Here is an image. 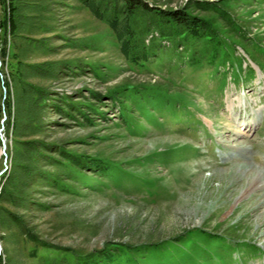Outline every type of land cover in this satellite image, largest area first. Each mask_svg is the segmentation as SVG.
<instances>
[{
  "label": "rangeland",
  "instance_id": "obj_1",
  "mask_svg": "<svg viewBox=\"0 0 264 264\" xmlns=\"http://www.w3.org/2000/svg\"><path fill=\"white\" fill-rule=\"evenodd\" d=\"M144 1L156 11L183 9L208 20L205 36L212 39L172 37L163 17L140 11L135 28L150 54L134 63L121 55L104 20L68 3L74 8L63 9L53 37L57 51L30 56L32 64L65 67L61 79L48 82L51 97L67 96L64 109L47 100L44 135L22 141L68 146L85 164L98 160L103 168L109 162L119 173L108 178L97 165L73 169L67 191L37 189L32 209L8 212L44 242L84 254L128 246L134 264H264V203L253 197L235 204L245 180L222 173L243 163L264 168V0ZM114 4L122 3L104 4L110 15ZM4 8L0 0V21ZM1 68L9 74V65ZM108 95L111 101L104 100ZM114 100L126 105L124 112L111 107ZM4 121L2 112L0 177L15 144L4 134ZM242 142L251 147L248 157L237 155ZM55 148L48 152L61 158ZM25 247L24 254L35 248L31 242ZM24 254L25 264L39 262ZM50 254L37 249L38 256Z\"/></svg>",
  "mask_w": 264,
  "mask_h": 264
},
{
  "label": "trees",
  "instance_id": "obj_2",
  "mask_svg": "<svg viewBox=\"0 0 264 264\" xmlns=\"http://www.w3.org/2000/svg\"><path fill=\"white\" fill-rule=\"evenodd\" d=\"M3 1L5 16L0 21V30L3 31V39L0 41V63L9 65L10 72L7 75L2 72V68L0 69L1 81L7 91L5 99L0 100V116L4 112V134L6 137L11 136L15 144L14 147L8 149L6 158L9 160V167L0 177V203L4 205L0 207V231L2 232L1 238L8 247L4 259L0 258V264H25L23 258L25 242L33 243L35 248L30 250L29 254L24 255L27 258L29 256L39 258V264L44 263V260L47 264H134L137 260L128 253L131 247L112 246L111 250L105 252L84 254L71 248L44 242L36 234L26 231L22 219H16L8 212L11 208L32 209L31 195L37 189L52 188L67 191L65 185L68 183V177L75 175L73 169L81 170L97 165L96 167H101L98 172L105 171L108 178L117 177L119 173L117 168L110 169L109 162L103 168L98 160L85 164L84 158L65 149L68 146L47 143L50 148H46L37 141H22V139L44 135L42 115L49 112L47 100L55 105L56 110H61V108L64 109L67 98L65 94H55L56 97H51L48 92V82L61 79L65 67L54 62L32 64L30 56L39 53L49 57L57 51V47L53 44V37L61 30V19L66 13L62 12L63 9L74 8L72 4H68L70 2L80 3L97 19L104 20L116 39L121 55L134 63L147 61L150 54L149 48L142 43L141 37L138 38L141 31L135 28L136 16L140 11L156 13L163 17L164 26H171L172 37L178 33L185 41L205 36L211 27L210 22L199 16L191 15L183 9L156 11L153 5L151 6L144 0H120L122 4L120 6L114 4L111 15L107 11L108 0ZM212 36L205 37L210 40ZM62 37L61 35L60 38ZM73 69L72 67L71 71ZM42 83L46 85L41 86ZM95 96L96 99L103 97L96 93ZM106 97L104 100L113 99L109 95ZM57 98L58 100H55ZM114 101L111 107L118 105L119 112H124L126 105L119 104L117 100ZM72 106H77L78 109L82 107V103H73ZM86 107L89 110L97 109L96 104H87ZM81 111H83L82 114L80 113L81 116L85 118L87 113L85 110ZM41 146L46 149L43 150ZM53 146L56 147L57 152L62 151L61 158L48 152L51 148L53 149ZM69 172L71 174H68ZM13 228L17 230L15 234L10 233ZM20 245H22L21 248ZM38 248L49 249L54 254L38 256Z\"/></svg>",
  "mask_w": 264,
  "mask_h": 264
},
{
  "label": "bare ground",
  "instance_id": "obj_3",
  "mask_svg": "<svg viewBox=\"0 0 264 264\" xmlns=\"http://www.w3.org/2000/svg\"><path fill=\"white\" fill-rule=\"evenodd\" d=\"M234 132L239 133L242 132V130L237 129ZM235 148L237 149V155H243L244 157H248L251 149L250 145L245 142L236 144ZM231 168L232 171L230 170ZM231 168L222 170V173H228V175L230 174L234 178L238 177L245 180V185L234 203L240 204L253 197L260 198V202L264 203V168L250 163L237 164Z\"/></svg>",
  "mask_w": 264,
  "mask_h": 264
}]
</instances>
